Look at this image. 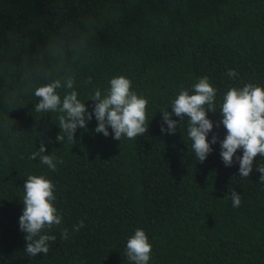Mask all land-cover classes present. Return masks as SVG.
<instances>
[{"label":"trees","instance_id":"trees-1","mask_svg":"<svg viewBox=\"0 0 264 264\" xmlns=\"http://www.w3.org/2000/svg\"><path fill=\"white\" fill-rule=\"evenodd\" d=\"M120 75L148 102V132L135 139L115 140L110 127L107 137L96 133L93 116L74 145L59 142V113L35 111L38 87L59 80L63 98L73 90L68 79L92 111L90 95H105ZM205 76L217 107L207 139H223L215 123L223 95L248 83L264 88V0H0V264H134L126 245L138 228L152 245L148 264H264V183L256 170L264 158L258 154L242 178L238 162L223 163L219 141L201 163L186 126L161 132L171 101L185 89L193 94ZM41 140L55 171L29 158ZM29 175L54 184L62 216L45 230L56 237L48 254L35 257L19 227Z\"/></svg>","mask_w":264,"mask_h":264},{"label":"clouds","instance_id":"clouds-1","mask_svg":"<svg viewBox=\"0 0 264 264\" xmlns=\"http://www.w3.org/2000/svg\"><path fill=\"white\" fill-rule=\"evenodd\" d=\"M237 75L232 69L228 72V76L232 78ZM87 82L91 83V77ZM74 83L72 79L66 81L65 87L73 90L67 92L63 98L56 91L61 87L59 80L38 87L34 93L39 98L35 104L37 113H59L58 126L61 132L56 136L57 141L63 142L66 138L74 145L77 142L75 133L78 127L86 129L93 116L97 121L94 131L107 137L110 127L115 140L121 141L122 137L132 140L148 132V125L145 126L148 102L131 90V81L127 77H113L105 95L96 89L87 99L94 102L92 111L88 110L85 102L78 99V92L73 88ZM192 88L193 94H189L185 89L171 101L172 112L162 113L161 132L174 134L179 127L186 126L188 138L192 142L191 148L197 161L201 163L213 151L212 145L219 141L220 155L225 166L238 162L240 177L249 178L253 171L254 158L258 154L264 158V88L252 83L245 84L242 88H230L223 95L219 108L222 119L215 122L216 127L223 125L226 134L223 139H219L214 133L211 141L207 137L213 130L214 122L209 119L208 113L217 111L216 89L206 76L199 78ZM173 116L179 119H173ZM238 149L242 150V156L236 155ZM45 153L46 147L41 140L38 151L33 152L29 158L38 157L42 164L55 171V157ZM256 170L261 173L259 182L264 183V164H258ZM23 189L24 208L19 217V227L26 233L25 251L32 257L41 253L47 255L49 242L54 241L56 237L47 234L45 230L50 231L62 223V216L53 204L56 199L55 186L42 175H29ZM231 200L234 208L239 207L240 193L233 190ZM82 227L83 220L75 225L73 230L78 232ZM68 235V229L62 228V239L66 240ZM151 251L152 245L145 231L136 229L134 235L127 240L126 255L129 261L134 264H148Z\"/></svg>","mask_w":264,"mask_h":264}]
</instances>
